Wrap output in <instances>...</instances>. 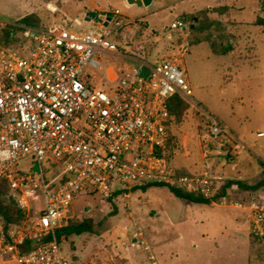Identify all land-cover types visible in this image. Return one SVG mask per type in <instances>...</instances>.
I'll return each instance as SVG.
<instances>
[{
	"label": "built area",
	"instance_id": "2783aa9c",
	"mask_svg": "<svg viewBox=\"0 0 264 264\" xmlns=\"http://www.w3.org/2000/svg\"><path fill=\"white\" fill-rule=\"evenodd\" d=\"M99 18L83 30L23 26L24 47L0 45V179L24 213L18 222L0 217V264H71L61 255L58 230L69 224L79 194L129 199L134 186L161 183L217 204L207 163L199 172L182 171L171 164L168 151V99L179 95L196 106L184 67L189 22L176 18L164 28L170 52L151 56L121 50L114 40L136 19L118 9ZM107 53L134 64L109 78L98 60ZM97 73L99 86L92 84ZM200 113L216 150L226 137L236 139L213 114ZM28 157L33 168L24 172L19 162ZM47 159L60 167L49 179L41 166ZM221 200L226 205V196ZM229 205L249 211L250 235L264 245V191ZM134 225L133 239L119 240L117 248L139 247L146 253L143 264H160L144 231ZM28 240L38 243L23 250Z\"/></svg>",
	"mask_w": 264,
	"mask_h": 264
},
{
	"label": "rangeland",
	"instance_id": "374dc122",
	"mask_svg": "<svg viewBox=\"0 0 264 264\" xmlns=\"http://www.w3.org/2000/svg\"><path fill=\"white\" fill-rule=\"evenodd\" d=\"M85 6H98L106 13L118 9L126 17L148 20L155 29L149 28L148 22L145 25V19L136 18V24L121 29L114 40L121 50L151 56L170 52L169 42L161 31L164 25L184 14L183 11L196 13L209 9V19L216 23L201 33L190 31V41L199 42L191 44L184 67L196 106L186 101L189 107L182 121L170 122V160L186 170H194L189 168V162L196 164L195 170H201L203 162L209 167V139L200 109L212 112L235 131L242 140V143L236 140L239 147L248 146L245 150L264 158V150L260 148L264 136H257L258 132H264V26L255 24L256 17L264 15L259 0H153L148 7L133 4L130 9L125 8L124 0H0V31L15 27L10 46L24 47L23 26L17 21L31 13L38 23L36 29L65 25L83 30L90 27L81 14ZM223 7L226 9L222 10ZM75 16L82 24L75 22ZM127 43L129 47H125ZM98 60L105 67L113 66L117 73L134 64L108 53ZM88 72L95 71L89 67ZM97 74L93 85L102 78ZM41 166L46 179L60 170L53 159L43 161ZM19 168L30 171L33 168L30 157L21 160ZM223 184V180L215 183L218 187ZM139 185L131 190L129 199L115 195L106 200L97 192L76 196L71 214L79 221L92 219L94 228L62 234L61 255L71 264H131L116 244L119 240L133 239L136 221L160 264L264 262V245L250 235L248 211L229 206L245 197L236 188L218 194L215 198L218 205H210L180 199L166 185ZM3 195L12 204L11 193L3 191ZM222 196H226V205L222 204Z\"/></svg>",
	"mask_w": 264,
	"mask_h": 264
},
{
	"label": "trees",
	"instance_id": "16d2710c",
	"mask_svg": "<svg viewBox=\"0 0 264 264\" xmlns=\"http://www.w3.org/2000/svg\"><path fill=\"white\" fill-rule=\"evenodd\" d=\"M259 1L261 4V7L264 9V0H259ZM221 9L225 10L226 7H223ZM208 13H209V9H204L196 13H184L180 15L178 18L184 19L190 22L192 31L201 33L205 30H208L210 26L216 23V21L209 19ZM17 23L25 27H35L38 24L37 22L33 20L32 13L21 17L20 19H18ZM144 24L147 25V23H144ZM255 24L258 26H264V15H258L255 19ZM12 27L13 26H9L8 28L2 29L0 31V42L3 46L13 47L10 45L14 42L13 36L15 34L14 31L16 28L15 27L12 28ZM190 42L191 44H195V43H198L199 41H196V42L190 41ZM167 106H168V124L169 125L172 120L177 123L181 122L186 110L189 107L188 103L179 95H174L173 97L168 99ZM262 165L264 168V162H262ZM263 175H264V169H263ZM150 185L164 186V184H161V183H147L145 186H150ZM232 185H237L239 187L246 188L248 190H257L264 186V177L250 186L249 185L247 186L243 181H240V180H227L224 182L223 185H221V187H217L215 183H213V186L217 188L215 198L220 193L224 194L227 191V188ZM168 188L170 189V191L173 193L174 196L180 199H183L187 202L200 203V204H211L209 200L205 199L198 193L187 192L182 188L174 187V186H168ZM219 188H220V192H219ZM3 191H5L6 194L7 193L9 194V190L6 187L5 182L2 179H0V217L4 219L6 222L20 221L24 215L23 210L18 207L16 200L14 199L12 195H9V196L12 198L13 202L12 204L8 203L7 199L3 195ZM117 194L118 193H116L115 195ZM115 211H116V208L114 207V212ZM93 228H94V223L92 219H84V220L79 221L77 219H74V216H73L70 219L69 224L66 227H63L62 229L58 230V235L60 236L64 233L68 234V233H81L85 231H92ZM32 243L36 244L38 243V241L28 240L22 247L23 250L30 248Z\"/></svg>",
	"mask_w": 264,
	"mask_h": 264
},
{
	"label": "crops",
	"instance_id": "0c3cea01",
	"mask_svg": "<svg viewBox=\"0 0 264 264\" xmlns=\"http://www.w3.org/2000/svg\"><path fill=\"white\" fill-rule=\"evenodd\" d=\"M206 1L209 2V0H206ZM152 3H153V0H152L151 4ZM124 4H125L126 9H130L133 6V4L129 0H124ZM207 6L208 7H206V8H209V3ZM144 7H148V6H144ZM191 8H193V6H191ZM89 11H95V12H98L99 14L105 12L104 10H100V8L98 6H92V7L91 6H85L84 10L81 12V14L83 16V21H84V17H85L86 12H89ZM100 11H102V12H100ZM187 12L188 11H183L182 13H187ZM179 16H177V18ZM74 18L75 19L77 18V20L80 22V24H82L81 19H79L77 16H75ZM130 18L131 19L141 18L142 20L145 19L143 17H138V16H131ZM175 19L176 18H174L173 20H175ZM144 21L146 23L148 22V20H146V19ZM84 22H87V21H84ZM88 24L91 26V22H88ZM148 24H149V26H148L149 28L155 29V26L151 25L149 22H148ZM166 27H168V25H164L162 27V30ZM126 65L127 64H125V66ZM129 65H131V64H129ZM106 73H107V76L109 78H111L112 76L114 77L116 74H118L114 70L113 66L107 67ZM100 81H101V79L99 78L95 85L99 86ZM210 113L212 114V112H210ZM227 128L233 133V135L236 137L237 140H239L240 142L242 141L239 138L240 136L235 131H233L229 127H227ZM236 139L231 138V137H226L224 139V142H223L224 145H223L222 150H216L214 148V146L209 143L210 144V146H209V170H210V173L213 177L214 183H216V184H219L222 180H223V183L227 180H240V181H243L247 186L248 185L250 186L253 183L259 181L260 179H262L264 177V175H263V169L264 168L262 165V162H264V158L259 157L257 155H253V153L251 152L250 149L245 150L246 147L249 148L248 146L239 147L237 142H236ZM260 148L264 150V143H262L260 145ZM233 158H234V160H232ZM171 164L174 167H176L177 169H180V170L186 171V172L193 173V172H199L200 171V170H195L196 164H193L191 162L188 163L190 165L189 168L194 169V170H186L182 167L174 165L173 159L171 161ZM138 186H140V185H136L133 188L136 189ZM231 188H236L237 192L239 194L244 195V196H247L249 193H252L254 191H264V186L257 189V190H248L246 188H242V187H239L237 185H232V186L228 187L227 191H229ZM189 203H192V202H189ZM210 205H218V204H212L211 203ZM232 207H234V206H232ZM248 213H249V211H248ZM249 217H250V215H249ZM137 248L138 247H131V249L129 248L130 250L127 249L126 251L124 249H120L123 252V258H125L126 260H129L131 262V264H143V263H145L146 253H144V251L142 252L140 248H138V249Z\"/></svg>",
	"mask_w": 264,
	"mask_h": 264
},
{
	"label": "water",
	"instance_id": "95a60500",
	"mask_svg": "<svg viewBox=\"0 0 264 264\" xmlns=\"http://www.w3.org/2000/svg\"><path fill=\"white\" fill-rule=\"evenodd\" d=\"M152 2V0H132L131 3L132 4H137L139 6H148L150 5ZM112 14H108L107 15V20L111 19ZM98 21L100 20L99 18V13L95 12V11H89L86 12L85 17H84V21L90 22V21ZM35 169H37V167L35 166Z\"/></svg>",
	"mask_w": 264,
	"mask_h": 264
}]
</instances>
